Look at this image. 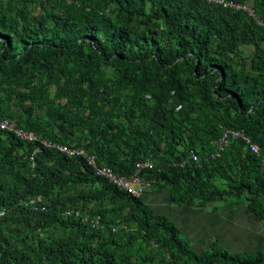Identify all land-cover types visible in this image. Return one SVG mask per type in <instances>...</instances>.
I'll return each instance as SVG.
<instances>
[{
    "label": "trees",
    "instance_id": "1",
    "mask_svg": "<svg viewBox=\"0 0 264 264\" xmlns=\"http://www.w3.org/2000/svg\"><path fill=\"white\" fill-rule=\"evenodd\" d=\"M226 1L256 17L205 0H0V120L120 176L149 159L151 191L244 202L264 227V0ZM226 131L247 138L221 150ZM211 246L197 253L83 157L0 130V264H264Z\"/></svg>",
    "mask_w": 264,
    "mask_h": 264
},
{
    "label": "crops",
    "instance_id": "2",
    "mask_svg": "<svg viewBox=\"0 0 264 264\" xmlns=\"http://www.w3.org/2000/svg\"><path fill=\"white\" fill-rule=\"evenodd\" d=\"M143 199L155 215L173 222L197 253L208 251L215 241L230 253L264 252V227L247 212L244 202L235 206L219 201L205 207L178 206L167 190L149 191Z\"/></svg>",
    "mask_w": 264,
    "mask_h": 264
},
{
    "label": "built area",
    "instance_id": "3",
    "mask_svg": "<svg viewBox=\"0 0 264 264\" xmlns=\"http://www.w3.org/2000/svg\"><path fill=\"white\" fill-rule=\"evenodd\" d=\"M208 3L217 5V6H223L225 8L229 9H235V10H243L248 12L251 16H255L253 14V11L248 9L246 5H242L236 2H228L226 0H205ZM0 130L3 131H11L13 132L16 137L22 141L25 142H31V143H36L40 142L41 145H43L45 148H55L58 149L60 152L64 153L70 158L73 157H83L86 159L88 164L94 169L96 175L98 177H103L105 179H108L110 182H112L115 186L121 188L122 190L130 193L134 197H143L147 192L151 191L152 189V182L143 180L139 176V172L141 170L147 169V170H152L154 168V164L151 160L139 162L136 165V170L137 173L133 177H124L116 174L110 167L108 166H99L97 164L96 157L94 155H90L85 149L83 148H75L71 147L70 145H63V144H56L53 142H50L46 139H40L37 137L34 133L26 131L24 129L18 128L16 125V122L11 120V119H4L0 120ZM232 133L233 137H243L245 138V135L243 132H235V131H226L223 135L222 138V144L220 146V149L223 150L224 146H226V140L228 135ZM250 142V140H248ZM252 150L254 152L259 151L258 145H254ZM193 159L197 160V157L193 155ZM263 168H264V163H263ZM36 199H30L27 201H22L21 204L28 208L31 207L30 205H33L35 203ZM35 210H38L37 207H35ZM69 214V212H67ZM72 214V212L70 213Z\"/></svg>",
    "mask_w": 264,
    "mask_h": 264
},
{
    "label": "clouds",
    "instance_id": "4",
    "mask_svg": "<svg viewBox=\"0 0 264 264\" xmlns=\"http://www.w3.org/2000/svg\"><path fill=\"white\" fill-rule=\"evenodd\" d=\"M237 3V2H236ZM209 4H211V3H209ZM240 4V3H239ZM246 4H249V3H246ZM214 5V4H213ZM242 5H244V4H242ZM217 6V5H216ZM252 17H256V15L255 16H252ZM261 25H263L264 26V23H262L261 22ZM236 132V131H235ZM33 133V132H32ZM246 137V136H245ZM247 138V137H246ZM250 140V139H249ZM22 141V140H21ZM25 142V141H24ZM31 143V142H30ZM256 145V144H255ZM258 147H259V145H258ZM149 160V159H148Z\"/></svg>",
    "mask_w": 264,
    "mask_h": 264
},
{
    "label": "rangeland",
    "instance_id": "5",
    "mask_svg": "<svg viewBox=\"0 0 264 264\" xmlns=\"http://www.w3.org/2000/svg\"><path fill=\"white\" fill-rule=\"evenodd\" d=\"M182 236V235H181ZM182 238H184L183 236H182ZM185 239V238H184ZM229 251H230V249H228ZM232 253L233 254H235L233 251H232ZM246 253H250L249 251H246Z\"/></svg>",
    "mask_w": 264,
    "mask_h": 264
},
{
    "label": "bare ground",
    "instance_id": "6",
    "mask_svg": "<svg viewBox=\"0 0 264 264\" xmlns=\"http://www.w3.org/2000/svg\"><path fill=\"white\" fill-rule=\"evenodd\" d=\"M248 9H250V10L252 11V9H251V8H249V7H248ZM253 14H254V12H253Z\"/></svg>",
    "mask_w": 264,
    "mask_h": 264
}]
</instances>
